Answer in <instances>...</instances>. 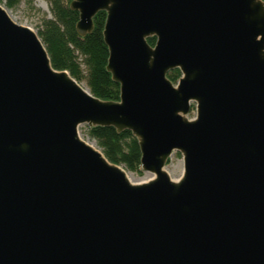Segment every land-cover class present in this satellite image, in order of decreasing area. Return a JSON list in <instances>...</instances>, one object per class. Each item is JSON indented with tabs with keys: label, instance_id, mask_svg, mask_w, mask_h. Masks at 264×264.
I'll list each match as a JSON object with an SVG mask.
<instances>
[{
	"label": "water",
	"instance_id": "95a60500",
	"mask_svg": "<svg viewBox=\"0 0 264 264\" xmlns=\"http://www.w3.org/2000/svg\"><path fill=\"white\" fill-rule=\"evenodd\" d=\"M70 7L81 36L107 13L121 97L56 70L0 0V264H264V0ZM83 125L131 131L153 177L132 182Z\"/></svg>",
	"mask_w": 264,
	"mask_h": 264
},
{
	"label": "trees",
	"instance_id": "16d2710c",
	"mask_svg": "<svg viewBox=\"0 0 264 264\" xmlns=\"http://www.w3.org/2000/svg\"><path fill=\"white\" fill-rule=\"evenodd\" d=\"M46 1L50 5L51 14L42 19L38 35L49 53L53 67L68 71L79 83L85 82L95 97L104 101H119L121 86L107 70L110 54L103 35L107 13H98L94 19L93 33L81 36L77 31L80 14L71 9V0ZM22 2L6 0L4 6L14 11ZM148 41L155 46L157 40L150 38ZM168 77L177 84L182 73L179 69L172 70ZM86 128L88 136L97 143L111 163L123 166L129 172H144L141 148L131 131L118 133L114 127L101 126Z\"/></svg>",
	"mask_w": 264,
	"mask_h": 264
},
{
	"label": "rangeland",
	"instance_id": "374dc122",
	"mask_svg": "<svg viewBox=\"0 0 264 264\" xmlns=\"http://www.w3.org/2000/svg\"><path fill=\"white\" fill-rule=\"evenodd\" d=\"M6 0H1V2L5 3ZM12 19L23 26L30 27L35 32L38 33V30L41 26L42 19L45 16H49L51 14L50 5L46 0H33L30 2L29 0H23L21 6L14 11H9ZM83 86L87 88L85 82L81 83ZM196 116L195 105H193L190 114L188 115L189 119H193ZM80 135L81 137L92 144L96 149L100 150L97 143L93 141L87 134L86 125L80 127ZM166 170L168 173L175 178L182 177L184 173V158L183 154L179 151H175L171 156L170 160L167 163ZM136 182H141L144 180L151 179L153 175L148 172H143L142 174L129 172L127 171Z\"/></svg>",
	"mask_w": 264,
	"mask_h": 264
},
{
	"label": "bare ground",
	"instance_id": "6f19581e",
	"mask_svg": "<svg viewBox=\"0 0 264 264\" xmlns=\"http://www.w3.org/2000/svg\"><path fill=\"white\" fill-rule=\"evenodd\" d=\"M128 176H129V178L131 179V181L132 182H136L134 179H133V177L131 176V174H129L128 173ZM171 176V175H170ZM172 177V176H171ZM174 180H177V179H179V178H175V177H172Z\"/></svg>",
	"mask_w": 264,
	"mask_h": 264
}]
</instances>
